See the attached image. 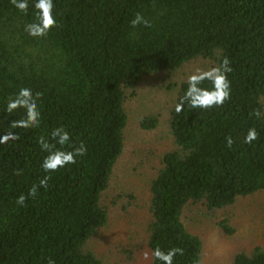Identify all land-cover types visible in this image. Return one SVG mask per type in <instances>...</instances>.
<instances>
[{
  "label": "trees",
  "instance_id": "16d2710c",
  "mask_svg": "<svg viewBox=\"0 0 264 264\" xmlns=\"http://www.w3.org/2000/svg\"><path fill=\"white\" fill-rule=\"evenodd\" d=\"M28 3L24 15L0 0V137L24 116L23 109L8 115L6 98L22 87L42 93L39 127L15 129L19 139L0 144V264H105L93 241L112 225L124 197L109 192L126 149L128 103L140 86L159 79L172 94L137 123L147 132L163 125L170 137L149 175L143 244L149 253L183 248L173 264H206L204 237L188 225L192 208L226 211L239 198L264 193V0H53L59 26L44 38L24 31L34 19V0ZM138 12L151 27L130 26ZM223 57L232 62L231 99L210 110L185 105L178 115L173 106L187 75ZM255 109L259 119L249 115ZM61 125L71 135L69 150L83 142L87 155L51 173L47 190L18 206L16 199L46 175L40 164L47 153L37 139ZM251 127L259 139L248 145ZM229 224L219 223L228 235ZM127 253H116L114 263L135 264V254ZM229 259L264 264V230L260 244Z\"/></svg>",
  "mask_w": 264,
  "mask_h": 264
},
{
  "label": "rangeland",
  "instance_id": "374dc122",
  "mask_svg": "<svg viewBox=\"0 0 264 264\" xmlns=\"http://www.w3.org/2000/svg\"><path fill=\"white\" fill-rule=\"evenodd\" d=\"M155 81L152 87L140 86L137 97L128 103L126 149L113 172V190L109 192L110 196L119 193L124 197L113 208L115 220L112 225L98 233L93 241V251L108 264H115V254L120 252L126 257L127 252L135 254V264H147L149 261L143 260L141 255L147 251L143 244L144 210L141 211V207L149 198L147 184L150 172L158 167L159 161L156 158L163 147L169 144L170 137L163 125L153 132H147L139 129L137 123L144 111L163 106L167 96L172 94V89L168 92L167 88H160L167 80ZM128 199L130 202L125 206ZM226 219L234 229L233 234H225L220 228L219 223ZM188 225L191 231L204 237L203 257L206 264H229V254L261 243L264 230V193L239 198L226 211L205 212L192 208L188 214Z\"/></svg>",
  "mask_w": 264,
  "mask_h": 264
},
{
  "label": "clouds",
  "instance_id": "9594fccd",
  "mask_svg": "<svg viewBox=\"0 0 264 264\" xmlns=\"http://www.w3.org/2000/svg\"><path fill=\"white\" fill-rule=\"evenodd\" d=\"M11 5L20 13L28 14V0H10ZM55 5L53 0H34V19L32 22L24 26V31L33 38H44L49 32L58 27L57 20L53 14ZM143 25L151 27V23L141 13H136L135 17L130 21V26L135 28ZM231 61L228 57H223L220 63L216 66L203 69L200 67L188 74L186 77L187 88L184 95L179 98L174 104V111L179 115L183 112L185 105L192 109L210 110L218 107H223L224 104L231 99L232 89L231 81L228 75L232 72ZM207 81L210 87H202ZM42 93H33L31 88L22 87L14 95L6 98L5 112L11 115L19 109L24 110V116L21 119L14 120L9 125V131L3 137H0V144H8L10 141L19 139V134L15 129H32L38 128L41 119V113L38 109V101L41 100ZM250 116H255L257 119L261 117L259 109H255L249 113ZM229 148L232 147L234 141L231 136L225 138ZM259 139V133L255 127L247 130L243 143L251 145ZM71 135L67 129L61 125L52 130L49 137L41 135L37 139L41 151L46 152L40 164L41 169L46 173L38 183H34L28 190L27 196L21 194L16 199L18 206H25L27 199H35L39 194V189L47 190L51 173L58 172L69 165L77 163V157L87 155L88 149L85 143L81 142L79 146L72 144L70 150L68 148ZM59 145V147H57ZM23 170H18L15 175H22ZM143 260L158 261L160 264H173L174 258L177 255L183 256L184 249L180 247H171L167 250H162L157 246L151 250L142 252ZM48 264H54V261L49 260Z\"/></svg>",
  "mask_w": 264,
  "mask_h": 264
}]
</instances>
